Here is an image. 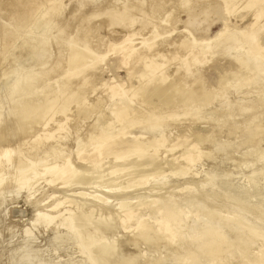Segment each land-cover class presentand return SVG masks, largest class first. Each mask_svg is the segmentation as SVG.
<instances>
[{
	"label": "rangeland",
	"instance_id": "obj_1",
	"mask_svg": "<svg viewBox=\"0 0 264 264\" xmlns=\"http://www.w3.org/2000/svg\"><path fill=\"white\" fill-rule=\"evenodd\" d=\"M51 1L53 0H0V122L2 126L11 125L9 120L13 113L22 106L21 101H27L34 95L35 106L39 105L41 94L50 91L67 74L65 59L69 48L68 37L73 36L74 30L66 28L64 23L60 22L56 15H53V8L60 10L62 6L61 11L64 12V16L69 22L77 16L74 9H71L74 2L78 3L76 8L81 13L88 11L89 8L94 9V6H88L86 2H95L96 4L99 2V0H54L53 7L49 4ZM189 1L191 3L180 0L178 7L181 9L175 10L169 19V23L161 26L159 30L161 35L178 33L182 37L184 31L187 30L197 40H204L215 37L223 28V20L227 21V26L230 29L238 31L243 30L253 22L252 12H244L245 15L242 20L235 18L233 13L226 14L222 10L219 0V2L217 0H199L193 3V0ZM212 3L213 7L224 12L216 14L213 7L211 8ZM236 3L238 5L234 6L233 12L237 11L241 4L240 1ZM133 5L138 6V2L134 1ZM116 7L122 8L120 4H117ZM128 10L131 11L132 8ZM103 12L100 11L101 15ZM189 18L192 26L187 24ZM129 29L124 28V24H117V26L114 25L110 28L105 20L95 19L91 20L86 28H83L79 33L83 38L80 44L93 53L96 61L92 68L81 75L91 74V81L80 86L78 84L81 76H79L77 79L74 78L75 83L73 81V87L71 86L69 89L73 92H79L82 96L81 108L97 103V106L93 108L94 110H90L87 117L77 118V113L81 108L77 106V103H72L69 104L66 115L55 114L50 118L45 117L32 128L28 129L32 125L26 126V133L23 131L16 133L15 137H13V133H4L5 141L0 143V152L11 149L13 146L29 144L35 139V134L50 135L52 131L56 130V124L59 122L62 123L63 128L59 145L52 138L45 142V147L53 151L48 156L47 163H40L41 153L39 152L34 157H30L35 163L33 162L34 165L28 166L30 171L28 184H33L29 193L26 188L19 191L18 185L13 183V179L19 174L18 170H11L9 165H6L0 173V200L2 201L0 205V264L10 263L11 260L9 262L8 260L11 258V253L21 242L23 245L16 257L17 261L26 259V254H23L24 250L39 249L42 251V257L54 261V264L59 261L68 262L67 264H88V261L82 259L81 244L68 229H64L62 232L66 231L70 240L63 244L54 243L56 230L54 231L52 228L46 232L42 226H39L37 229H33L32 234L26 239L22 233V228L29 223L36 213L44 219L49 216H56V213H62V218L53 221L55 228L58 229L57 225L63 219H67L71 212L79 211V206L82 211L92 208L95 217H98L100 213H109L110 221L114 223L111 239L117 244L122 242L120 244L125 252L120 251L125 253L126 257H138L137 264H141L148 257V259L168 257L166 259L170 263L176 259L171 255L169 256L170 249L174 250L179 243L180 251L194 250L197 243L191 241L192 233L195 231L193 226L210 224L209 218L213 216L215 211L220 217L229 220L233 229L243 232L248 228L249 223L250 225L254 223L252 226L256 228L257 232L261 231L264 234V158L260 159L258 156L259 152L264 150V136L256 147H250L249 144L238 147L236 143L240 138L243 139L242 137L247 133V130L245 132L242 128L243 125L221 128L202 125L201 122L205 119L206 122L219 119L210 110L216 107V104L212 105L211 108L201 109L199 114H192L194 116L190 114L184 122H181L177 121L179 118L169 119L168 113L163 114L167 111L180 110L179 107H160V104L158 107V102L151 99L149 104L152 105L148 107L147 112L140 111L137 122L147 120L149 118L147 113L157 112L153 116V121L156 124L153 123L158 128H148L149 126L147 128H135L137 139L145 141L153 138L158 141L162 136H166L167 142L164 148L159 150L157 156L153 157L152 160L144 157L137 158L133 155H128L127 158L125 157L120 161H113L112 158L104 159L108 150L115 152L119 148L129 147L131 144H126V142L132 140L134 132L131 129L123 130L114 125L111 126L113 120H111L108 112V106L111 102V93L108 88L115 86L118 93L124 92V89L129 86L128 70L137 72L138 69H133L132 63L126 64L119 53L118 44L130 33L139 30L138 23ZM30 37L52 40L54 43L50 46V55L46 63H39L42 55V50H38L39 48H34L31 53L27 52L32 46L28 41ZM5 39L8 40L5 41ZM5 42L7 45L4 47ZM139 42L140 39L135 38L136 47H139L137 44ZM157 48L167 50L160 40L152 50ZM168 57L172 56L168 54ZM182 57V53H179L174 55L173 59L179 60ZM220 66L223 69H231L233 64L222 62L216 68L220 69ZM206 68L203 71L206 85L214 88L217 86L218 78L216 68L211 64H207ZM173 69L172 66L169 72H173L175 70ZM15 70L18 74L13 75L12 72ZM43 72H46V75L42 74ZM29 76L34 77L29 79ZM131 82V84L136 85V79H132ZM122 83L124 84L122 87H117ZM23 84H27L30 91L19 90L18 94H14ZM66 86L67 84L58 92L64 90ZM125 99L123 98V100ZM136 104L138 105V103ZM116 106H120V102H117ZM133 107L137 111L140 110L136 105ZM194 107H197V104ZM185 113L183 112V114ZM220 119L222 120L221 117ZM230 120L234 121L232 117ZM31 121L29 120L28 123ZM100 122L103 126L106 125L105 129L109 135L116 136L121 133L124 136L115 138L117 139L116 146L106 147L109 141H104L99 152L92 157L98 167L94 168V172H90L88 169L90 164L82 163L81 158L90 152L95 143L101 142L99 140ZM165 123L176 125V127L167 131L163 129ZM189 125L192 130L190 136L186 132ZM195 132L211 137L205 138L204 142L197 146L193 140L196 138L193 135ZM6 134H10V136ZM177 137H184V141H186L179 148L173 146L178 141ZM209 140H213V145L215 143L224 144L221 147L223 150L220 148L212 150V144ZM209 152H213V154ZM208 154L210 155L208 156ZM23 156H19V159L24 160ZM65 159L70 161L71 167H63L66 165ZM2 161L5 162L4 159ZM49 164L63 168L61 178L65 184L61 185L62 182L49 183L51 175L48 168L50 167L46 168ZM77 167L82 171L78 175L81 176L83 173L82 176L84 177L81 176L82 178L76 184H72L73 179L69 175L72 173L71 169ZM174 170L176 173L172 175ZM79 193L85 196L81 197ZM96 196L100 197L104 204L97 207L92 203V197ZM149 201L175 204V210L185 217L187 225L179 232L181 239L179 238L180 242L177 245L174 244L165 248V243L160 239L156 245L141 243L142 237L136 232V227L141 221H146L152 226V229H155L157 225L166 226L165 221L159 219L157 215L139 209V205L144 207ZM122 204L128 206L124 211L119 209ZM56 205H58L57 208H55ZM132 214H138L135 221L129 223L127 228H123L120 219L124 215ZM239 214L241 215V217L239 216L240 219L234 217ZM231 236L233 237V233L228 232L229 240H231ZM149 239L152 240L153 236H149ZM134 240L137 243L133 242ZM260 245H262L260 241L252 244L249 247V252L252 254L245 258L234 248L231 254L222 255L223 261L221 263L252 264L254 254L257 253ZM121 253L116 254V257Z\"/></svg>",
	"mask_w": 264,
	"mask_h": 264
},
{
	"label": "bare ground",
	"instance_id": "obj_2",
	"mask_svg": "<svg viewBox=\"0 0 264 264\" xmlns=\"http://www.w3.org/2000/svg\"><path fill=\"white\" fill-rule=\"evenodd\" d=\"M134 1H136V3L138 2V6L135 7L133 5ZM184 1L186 3H191L189 0ZM197 1L199 0H193L192 3ZM219 1H221V8L226 14L233 13L235 18H240V20L244 18V12H252L253 22L243 30L238 31L230 29L227 26V21L225 22V20H223V28L215 35V37L197 40L187 30L184 31L182 37H180L178 33H174V35H161L159 33L161 26L169 23L172 13L175 10L181 9L178 7L180 0H99L97 4L95 2H86L88 6H94V9L91 10L89 8L88 11L84 13H81V11L76 8L78 3L74 2L71 9H74L77 16L74 20L69 22L65 18L64 12L61 11L62 6L60 7V10L53 8V15H56L59 21L64 23L66 28L74 30L73 36L68 37L69 48L65 59L66 68L68 69L67 74L56 84V86H53L50 91L41 94L39 105L35 106V98H33L34 95H32L27 101H21L22 106L19 107V110H16V112L13 113L9 120L11 121V125L3 123L6 126H2L0 122V143L5 141L4 133H13L12 135L15 137L16 133L22 131L23 133H26V126L32 125L31 127H28V129L32 128L33 125L45 117L50 118L55 114L66 115L69 104L77 103V106L80 107L82 104L81 102H83L82 96L79 92L71 91L69 87L73 85L74 78L77 79V77L81 76L86 70L92 68L95 65L96 60L93 53L84 45L80 44V41H82L83 38L79 33L83 28H86V25L90 23L91 20L103 19L110 28L111 26L114 27V25L117 26V24H124V28L127 29L136 23L139 25L138 31L130 33L118 44L120 47V57L126 64L132 63L133 69L138 68L137 72L128 70L127 78L129 86L124 89V92L122 91L121 93H118L115 86L108 88L111 93V102L108 106L109 115L111 116V120H113L111 126L114 125L123 130H133L132 140L126 142V144L131 145L127 148H119L115 152L108 150L104 159L112 158L113 161H120L125 157L127 158L128 155H133L137 158L144 157L152 160L153 157L157 156L156 154L158 151L164 148L167 142L166 136H162L158 141H155L153 138H149L145 141L137 139V131H135V128H147V126H149L148 128H158V126L155 125V121H153V116H155L157 112H149L147 113L149 117L147 120L137 122L138 116L141 113L140 111L147 112L148 107L152 105L149 104L151 99H155L158 102L157 106L160 104V107H179L180 110L167 111L163 114L168 113L169 119L179 118L177 121L181 122H184L185 118L189 117L190 114H197L201 109L207 107L211 108L212 105L216 104V107L212 106L213 109L210 110H212V113H215L219 119L216 118L217 120H214L213 122H206L205 119L201 122L202 125L207 127L210 126L211 128L243 125L242 128H244L245 132L247 130V133L242 137L243 139L240 138L236 143L237 146L240 147L246 144H249L250 147L258 146L264 136V0ZM237 1H240V7L237 11L233 12ZM53 2L54 0L49 2V4L54 7L55 3ZM117 4H120L122 8L118 9L116 7ZM212 5L213 3L211 4V8L213 7ZM129 8H132V10H128ZM213 9L216 14L224 12L215 7H213ZM101 10L104 11L102 15L100 13ZM56 11L58 12L56 13ZM189 19L187 24L192 26L191 19ZM135 38L140 39V42L137 43L139 44V47L135 46ZM6 40L8 39H5V41ZM159 40L162 45H165L167 50H162V48L152 50ZM28 41L32 46H30L31 48H29L27 52L31 53V51H34V48H39L38 50H42L39 63H46V60L50 55V46L54 44L52 40L47 41L45 39L30 37ZM6 45L7 43L5 42L4 47ZM179 53H182V59H173V56ZM168 54L172 57H168ZM222 62H230L233 66L231 69H223L221 66L220 69L216 68ZM207 64L214 65L216 68L218 78L216 82L217 86L214 88L206 85L203 71L207 69ZM172 66L175 70L173 69V72H169ZM12 74L16 75L18 72L15 70ZM42 74L46 75V72H43ZM33 77L34 76H29V79H33ZM91 77V74L81 76L78 85L84 86L88 84L91 81ZM71 79L72 81H70ZM132 79H136V85L131 84ZM66 84V88L61 92H58V90L63 88ZM123 85L124 84L122 83L117 87H122ZM27 86V84H23L14 94H18L19 90L30 91V88H27ZM123 98L126 99L123 100ZM117 102H120V106L118 107L116 106ZM136 103H138V105ZM196 104L197 107H194ZM135 105L140 109L139 111L133 107ZM95 106H97V103L82 108L80 107L81 109H79L77 113V118L87 117V114L90 113V110L95 108ZM183 112L186 113L183 114ZM230 117L234 119L233 122L230 120ZM29 120L32 121L28 123ZM99 125L101 128L99 140H101V142L95 143L90 152H88V154L85 153L86 155L84 158H81L82 163L90 164L88 166L90 172H94V168L97 166L95 163L96 161L92 160V157L99 152V148L104 141H109L106 144V147H111L112 145L116 146L117 139L115 138H122L124 136V134L121 133L116 136H111L105 129L106 125L103 126L101 122ZM56 127V130L52 131L50 135L35 134V139L29 144L25 146H13L11 149H5L0 152V173L6 165H9L11 170H18L19 174L13 179V183L18 185L19 191L26 188L29 193L32 189L33 184H28L30 181V171L28 166L34 165L35 162L30 157H34L39 152L41 153L40 163H47L48 156L53 151H50L45 147L46 140L52 138L55 140L56 144L59 145L61 140L60 134L61 131H63L62 123H57ZM175 127L176 125L169 123L163 125V129L167 131H170ZM186 132L187 135L190 136V133L192 132L190 125L186 128ZM21 134L19 135L21 136ZM6 135L10 136V134ZM193 135L196 136L193 140L196 142L197 146L202 144L205 138L209 139L211 137L210 135L204 136L197 132ZM21 139L22 137L20 140ZM177 140V143L173 144L175 148L181 147L182 144L186 142L184 141V137H177ZM209 141L211 144L213 143V140ZM223 145L219 143L212 144V150L221 149ZM213 152L209 153L213 154ZM210 154H208V156ZM19 156H23L24 160L19 159ZM258 156L260 159L264 158V150H261ZM2 159H4L5 162H3ZM64 161L66 165H63V167L72 166L68 159H65ZM47 167H50L48 168V172L51 175L49 181L50 184L56 182H62L61 185L65 184L61 178V172L63 171L62 167L54 164H49L46 168ZM77 168H72V173L69 175L74 180L71 181L72 184H76L77 181L84 177L82 176L83 173L81 175L82 177L78 175V173L82 171L79 167ZM175 173L176 170H174V172L172 171V175H175ZM87 178L89 179V177ZM79 195L81 197L85 196L82 193H79ZM92 198V203L97 207L104 204L100 197L96 196ZM150 201L148 204L144 205V207L139 205V209L157 215L159 219L165 221L166 226L163 227L157 225L155 229H152V226L146 221H141L136 227L137 234L142 237V240L140 239L142 242H139L144 245H156V242L160 239L165 243V248L171 247L174 244L177 245L181 239L179 232L187 225L185 223V217L175 210V204L172 205ZM1 202L2 201L0 200V205ZM57 207L58 205L55 206V208ZM127 207V204H122L119 209L124 211ZM78 209L79 211L71 212V215L67 219H63L59 225H57L58 229L55 228L56 226H54L53 221L62 218V213H56V216H49L45 219L44 217H41V219L40 214L36 213L29 223L22 228L24 239L32 234L33 229L42 226V229L46 232L51 228L54 231L56 230L54 243L63 244L70 240V236L66 231L62 232L64 229H68L77 237L76 239L78 240V243L81 244L82 259L88 261V264H137L138 257H126L127 255L120 251H124L120 244L122 242L117 244L111 239V235L114 231V223L110 221L109 213H100L98 217H95L92 208L82 211L79 206ZM137 215L138 214L124 215L123 218L120 219L121 226L127 228L129 223L135 221ZM239 216L241 217L240 214L234 217L239 218ZM209 222L210 224L193 226V228L195 227V231L192 233L193 235L191 234V241H196L197 243V247L194 250L180 251L178 246L179 243L174 250L170 249L171 252L168 250L170 253L169 256L171 255L176 258L175 260L170 261V263H168V259H166L168 257H165L164 259L158 257L148 259V257L140 263L225 264L221 263L223 261L222 255L231 254L235 248L243 258L249 257V255L251 256L252 254L249 252V247L256 241H260L262 245L257 249V253L254 254L252 264H264V234L263 232L261 233V231L257 232L256 228L253 227L254 223L252 224L253 226L249 223L248 228L241 232L231 228L232 223L226 218L220 217L216 211L213 213V216L209 218ZM235 227L237 228V225ZM228 232L233 233L231 240L227 237ZM151 235L153 236L152 240L149 239V236ZM135 240L133 242L137 241ZM22 245L23 242H21V244H19L11 253V258L8 260V262L11 260L9 264H54V261L43 258L42 251L39 249H29L30 251L24 250L23 254H26V259L24 258L25 260L23 261H17L16 257L18 256ZM119 253L123 255L120 254L116 257V254ZM23 254L22 256H24ZM67 263L68 262L65 261L57 262V264Z\"/></svg>",
	"mask_w": 264,
	"mask_h": 264
}]
</instances>
